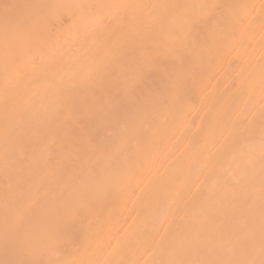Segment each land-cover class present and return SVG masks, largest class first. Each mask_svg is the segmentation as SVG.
<instances>
[{
    "label": "bare ground",
    "instance_id": "obj_1",
    "mask_svg": "<svg viewBox=\"0 0 264 264\" xmlns=\"http://www.w3.org/2000/svg\"><path fill=\"white\" fill-rule=\"evenodd\" d=\"M264 0H0V264H262Z\"/></svg>",
    "mask_w": 264,
    "mask_h": 264
},
{
    "label": "snow or ice",
    "instance_id": "obj_2",
    "mask_svg": "<svg viewBox=\"0 0 264 264\" xmlns=\"http://www.w3.org/2000/svg\"><path fill=\"white\" fill-rule=\"evenodd\" d=\"M262 264H264V262H262Z\"/></svg>",
    "mask_w": 264,
    "mask_h": 264
}]
</instances>
